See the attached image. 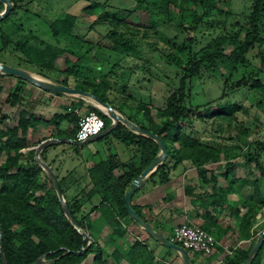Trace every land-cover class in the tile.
<instances>
[{"label":"rangeland","instance_id":"obj_1","mask_svg":"<svg viewBox=\"0 0 264 264\" xmlns=\"http://www.w3.org/2000/svg\"><path fill=\"white\" fill-rule=\"evenodd\" d=\"M172 1L27 0L14 9L12 7L8 16L0 20V63L20 68L47 81H50L47 78L56 80L59 76L65 77L67 86L71 88L76 82L96 84L105 81L109 86L108 99L121 111L115 110L117 113L125 117L134 109L136 102H142L157 123L161 115L159 111L164 109L166 99L176 89L181 70L190 57L197 55L205 44L219 36L236 35L242 39L252 3V0H217L219 11L207 15L199 6ZM65 15L75 18L70 35L52 37L49 24ZM196 22L194 31H189ZM260 23L259 36L264 40V15ZM22 44L26 45L29 53L45 47L65 52L54 61V68L58 72L65 69L63 58L73 60V54L81 59L70 72L60 75L56 71L46 70L39 62V55L30 54L29 58L22 56L18 50ZM229 51L230 48H223L224 54L227 55ZM245 60L244 66L234 67L222 60L215 67L204 68L193 77L187 85L184 101L187 111L182 120L184 134L222 150L238 165L243 163L249 143L255 140L264 142V95L251 88L255 79L264 84V41L259 45L254 44L245 54ZM72 70L76 75L72 74ZM240 79L243 86L233 89ZM2 100L3 96L0 102ZM228 106L235 107L230 117L211 115ZM88 107L82 112L69 111L81 117L90 111ZM15 113L14 110L9 111L12 122L15 121ZM69 128L65 127L63 133L66 130L70 133ZM39 137L36 139L39 140ZM116 144L117 148L114 147ZM64 148L63 154H67L69 149L76 152L72 159L62 157V163L66 161L76 169L82 162L104 160L113 151H117L120 159L125 161L132 157L134 150L132 146L117 143L111 135L85 144L82 148ZM28 159L34 162L33 155ZM261 159L264 162V152ZM52 172L62 189L70 185V177L58 170ZM253 172L257 176L254 169ZM237 175L242 176L240 167ZM37 182L46 189H52L43 171ZM69 199H76V195L69 196ZM133 226L129 228L144 237L142 230ZM263 228L264 206L255 214L249 229L241 231L238 228L227 239L219 241L221 235L218 230H207L215 239L216 247L205 258V263L238 262ZM170 231L167 228L165 235L169 236ZM187 252L192 258L195 257L191 251ZM166 254L163 258L171 263L172 258L168 255L173 256V253ZM258 262L264 264V248Z\"/></svg>","mask_w":264,"mask_h":264},{"label":"trees","instance_id":"obj_2","mask_svg":"<svg viewBox=\"0 0 264 264\" xmlns=\"http://www.w3.org/2000/svg\"><path fill=\"white\" fill-rule=\"evenodd\" d=\"M9 1L12 3L14 9L18 4L24 3L27 0ZM178 3H191L192 5L199 6L201 11L207 15L214 11H219L217 0H178ZM1 8L2 5L0 4V10ZM263 15L264 0H252L247 27L244 30L242 39H239L236 35L230 37L219 36L205 44L197 52V55L190 57L186 66L181 70V76L178 79L176 89L166 99L164 109L159 111L161 115L157 123L151 118L148 107L142 102H136L130 114L125 115L128 121L158 136L164 143L167 156L162 164L150 175L149 180L156 178L157 184L166 183L170 170L174 169L184 160L189 161L197 170L201 183L211 184L208 194H204L199 203V206L204 208L217 205L229 206L231 204H229L226 197L231 193H236L233 186L237 185L239 191L244 186H248L251 191L250 194L246 197L241 196L233 208L234 217L238 220V228L241 231L249 229L252 226L255 214L264 206V162L261 159L262 152H264V142L255 140L249 143L246 146L247 151L244 155V167L250 168L252 165L253 169L257 172V176L250 178L249 175L246 176L248 179L246 177L234 179V166L229 163L228 156L222 150L184 134L182 120L186 116L187 110L184 106V101L187 95V85L190 80L197 76L202 69H211L217 65V62L222 60L228 62L233 67L236 65L244 66L246 61L245 54L252 49L254 44L259 45L264 41L259 36L261 23L258 24ZM74 23L75 18L73 16H59L49 24L48 28L52 37H67L70 35ZM197 23L189 31H194ZM25 46V44L19 46L18 50L21 55L23 54L26 58H29L30 54L39 55V62L48 71H56L54 61L65 53L62 50H52L48 47L29 53ZM224 47L230 48L227 55L223 52ZM71 58L73 60L63 58L65 69L61 72H56L60 75L70 72L71 68L81 59L79 56L73 54H71ZM72 72L73 75H76V72L73 70ZM37 74L45 78L41 73ZM54 81L67 86L65 77L59 76ZM243 84L240 79L235 82L233 89H237L239 86H243ZM73 88L89 92L101 102L107 103L114 110H117L108 99L109 86L107 82L100 81L96 84H87L81 81L76 82ZM251 88L258 90L264 95V84H261L258 79L253 80ZM17 91L16 89V93ZM16 93L10 94L6 101L16 100L18 97ZM78 106L80 105L75 103L71 104V108H69L76 110L79 108ZM89 110L97 113L102 118L104 128L109 125V119L98 109L89 107ZM234 111V106H228L220 108L211 115L230 117ZM4 120L5 117L0 114V123ZM78 120L79 117L71 111H67V109H64L62 114L53 115L48 121L20 112L14 126L5 128V130L0 129V235L6 264H31L40 256H44L47 264H82L90 254L92 255V264H107L103 248L92 237L93 226L84 223L86 214H80V205L75 199L68 200L64 190L58 183L71 218L91 239V243L83 254L76 256L71 253L84 247L86 241L82 240L81 236L64 218L53 190L51 188L46 189L42 184L37 182L38 176L42 171L33 161L28 159L33 155V151L20 152L21 149L26 147L27 129H34L37 126H53L56 128L58 125L57 121H64L70 127L71 132L69 133L67 130L64 133L63 131H57L55 138L74 140ZM108 135H111L118 142L126 146L134 147L132 158L127 163L113 164L110 161H105L97 164L90 170L89 177L92 182V190L86 194V197L88 199L92 197L98 198L97 205L90 211H98L111 230L108 243L114 250H112L108 257L114 264H118L121 260L126 261L128 264H163L155 260L152 251L137 240L127 247L124 254L118 250L115 244L117 240L120 244L122 237L125 235V229L121 228V222L135 224L125 213L123 191L128 183L137 177L156 156L158 153L157 146L151 140L127 131L120 124ZM223 161V170L219 176L223 178L225 186L220 188L216 186L217 176L203 167ZM119 166L123 170V174L115 179L112 176V171ZM229 177H231V180H228ZM37 193L40 194L36 195ZM136 193L137 191L132 197ZM131 209L140 216V209L138 207L131 206ZM240 209L244 210L241 216H239ZM95 227L97 228V226ZM202 230L209 233L206 228H202ZM165 238L170 239L169 237ZM251 246L252 244L241 254L238 262L230 261L228 264H241ZM263 248L264 241L250 264H259V254ZM66 251L70 253L64 254ZM166 251L169 252L170 250ZM187 255L189 259H192L188 252ZM193 255L199 256L197 254ZM203 258L205 259L207 256ZM191 259L190 263L193 264Z\"/></svg>","mask_w":264,"mask_h":264},{"label":"crops","instance_id":"obj_3","mask_svg":"<svg viewBox=\"0 0 264 264\" xmlns=\"http://www.w3.org/2000/svg\"><path fill=\"white\" fill-rule=\"evenodd\" d=\"M36 77L40 78L38 76ZM47 79L55 82L51 78ZM19 81L21 80L5 75H0V98L1 96H3V100L0 102V114L5 117V120L0 123V129L2 130L14 126L20 112L24 113L25 115H34L44 121H48L52 118L53 115L62 114L64 109H67V111H69V107L71 106V104L78 103V105L80 106H78L79 108L76 110H80L81 112L88 107V103H90L91 105L89 107H93L91 101H89L88 99H82L76 96L70 98L69 96L64 95L49 94L38 88H35L34 86L26 82ZM16 89L18 90L17 93ZM12 93L17 94V99H12L9 102L6 101L8 96H10V94ZM11 110H14L16 112L14 122L9 120V111ZM57 123L58 125L56 128H54L53 126H37L34 129H27L26 147L24 149H21L20 152L24 153L33 151L34 153V147L38 143L46 139L55 138L57 131H63L65 127H67L64 121H57ZM37 136H40L39 140L36 139ZM106 136H108V134L94 141H100ZM114 140L117 141L116 139ZM117 143L121 142L117 141ZM123 145L126 146L125 144ZM65 146L79 148L69 143H59L44 148L40 152L39 158L42 162L49 166L50 169L58 170L62 173V175H67L72 179L70 185H67V187L63 189L65 192V196L68 200H70L69 196L76 195L75 200L80 205V214H86L84 223L93 226L92 237L103 248V252H105L104 258L107 264H114L108 257L112 250H114V248L111 247L108 243L111 230L108 227L107 222L103 218H101L98 211H90L97 205L98 198L92 197L88 199L86 197V194L92 190V182L89 175L91 168L101 162L110 161L113 164H125L132 157L129 156L128 159L122 161L119 157L118 152L113 151L109 153L104 160L100 159L94 162L89 161L90 163H88V161L82 162V166L80 165L76 169L75 166H70V164H67L66 161L62 163V157L66 159H72V155L76 152L74 149H69L67 150V154H63L65 152ZM114 147L117 148V144ZM60 154L61 156H59ZM228 160L229 163L233 164L234 166V179H242L249 175L250 178H254L256 176L253 172V166H251L250 168H245L243 163L241 165H238L237 162H235V159L229 158ZM223 166L224 161L208 164L203 167L210 173L217 176L216 186L220 188H223L225 186L223 178L219 176L221 171L223 170ZM239 167L241 169L242 176L237 175ZM122 174L123 170L120 168V166L116 167L112 171V176L115 179L122 176ZM167 177L168 181L163 184H157L156 178H152V180L148 179L144 183V185L137 190V193L132 197L130 201V206H136L140 209L141 218L156 233H158L162 237H170L173 227L182 223H186L189 225L200 227L201 229L206 228L207 230H213L215 228L221 235L219 239L220 241L227 239L230 235H232L234 230H238V220L234 217L233 208L234 205L237 204V201L241 196L246 197L250 194L251 191L248 186H244L240 191L238 190L237 185L233 186L236 193H231L226 197L229 204L231 205H217L214 207L204 208L200 207L199 203L202 200L201 197L204 196V194H208L211 184L201 183V180L197 174V170L190 164L189 161H182L174 169L169 171ZM246 178L248 179V177ZM228 180H231V177H229ZM243 212L244 210L240 209L239 216H241ZM121 223V228L125 229V235L122 237L120 244L118 240L115 242V244L122 254L126 252L127 247L132 242L137 240L152 251L155 260H158L163 264H176L177 262L181 264L175 252L171 250L168 252L165 248L162 249L160 245L147 238L143 232L142 233L144 234V237L140 236L135 229L129 228L131 225H134L133 227L141 230L136 224H126L124 222ZM95 226H97V228ZM167 228H170L171 230L169 236L165 235ZM239 238L242 239V237L240 236ZM166 253H173V256L168 255L169 258H172L171 263L163 258V255H165ZM191 260L193 264H206V259H204L202 256H195ZM82 264H92V255H88L82 262ZM118 264L128 263L124 260H121Z\"/></svg>","mask_w":264,"mask_h":264},{"label":"water","instance_id":"obj_4","mask_svg":"<svg viewBox=\"0 0 264 264\" xmlns=\"http://www.w3.org/2000/svg\"><path fill=\"white\" fill-rule=\"evenodd\" d=\"M0 4L3 6V9L0 11V20H2L10 13L13 6L9 0H0ZM0 75H5L19 79L49 94L64 95L69 97L76 96L82 99H89L93 107L101 111V113H103L110 121L109 125L106 128H104L97 136L89 138L84 142H75L74 140H70L67 138H52V139L43 140L42 142L38 143L34 148L33 160L35 164L41 169V171L44 172L46 178L50 182L64 218L73 227V229L81 236L82 240L86 241L84 247H81L76 252H71V253H73L76 256L83 254L87 249V247L89 246V244L91 243V239L79 228L76 222L71 218L70 213L62 197L61 191L59 189L57 179L54 173L52 172V170L49 168V166H47L44 162L40 160L39 154L44 148L59 143H69L76 147H81L91 141H94L104 135L109 134L113 129H115L120 124L123 127H125L129 132L144 137L148 140H151L156 144L158 149V153L156 154V156L145 166V168L140 172V174L137 177H135L128 183V185L123 191V206L127 217L130 220H132L142 230V232L152 241H154L155 243H157L158 245H160L161 247L167 250H171L175 252L181 264H191L187 252L182 247L173 244L170 240L166 239L165 237H162L154 230H152L151 227L140 216H138L131 209L130 206V199L132 195L144 185V183L149 179L150 175L157 169L158 166L162 164L163 160L167 156L164 143L158 136L152 134L151 132L145 131L140 127H138L137 125L131 123L125 117L117 113L110 105L101 102L97 97L93 96L89 92H84L77 90L75 88L63 86L61 84L53 83L42 78H36L31 73L25 70H22L20 68L9 67L2 63H0ZM100 107L104 110H101ZM263 241H264V228L260 232H258L254 243L250 247L249 251L247 252L241 264L251 263V261L259 251ZM66 253H70V252L66 251L64 254ZM0 263L6 264L2 251L1 235H0ZM31 264H47V262L44 260V256H40Z\"/></svg>","mask_w":264,"mask_h":264},{"label":"built area","instance_id":"obj_5","mask_svg":"<svg viewBox=\"0 0 264 264\" xmlns=\"http://www.w3.org/2000/svg\"><path fill=\"white\" fill-rule=\"evenodd\" d=\"M76 113L77 110H74ZM104 129L102 118L95 112L88 111L79 117L77 130L74 135L75 142H84L97 136ZM173 244H177L185 251L206 257L216 247L215 239L200 227L182 223L172 228L169 237Z\"/></svg>","mask_w":264,"mask_h":264},{"label":"bare ground","instance_id":"obj_6","mask_svg":"<svg viewBox=\"0 0 264 264\" xmlns=\"http://www.w3.org/2000/svg\"><path fill=\"white\" fill-rule=\"evenodd\" d=\"M32 75H33V74H32ZM33 76H34V75H33ZM35 77H36V76H35ZM36 78H37V77H36ZM88 100H89V99H88ZM89 101H90V100H89ZM100 108H101V107H100ZM101 110H104V109L101 108Z\"/></svg>","mask_w":264,"mask_h":264}]
</instances>
